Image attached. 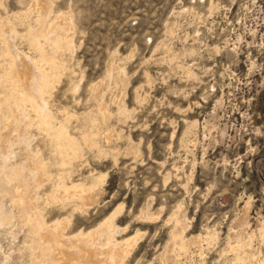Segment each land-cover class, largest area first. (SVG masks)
Listing matches in <instances>:
<instances>
[{
  "label": "rangeland",
  "instance_id": "374dc122",
  "mask_svg": "<svg viewBox=\"0 0 264 264\" xmlns=\"http://www.w3.org/2000/svg\"><path fill=\"white\" fill-rule=\"evenodd\" d=\"M2 144L0 264H264V0H0Z\"/></svg>",
  "mask_w": 264,
  "mask_h": 264
},
{
  "label": "bare ground",
  "instance_id": "6f19581e",
  "mask_svg": "<svg viewBox=\"0 0 264 264\" xmlns=\"http://www.w3.org/2000/svg\"><path fill=\"white\" fill-rule=\"evenodd\" d=\"M43 2L44 1H39V3H38V5H39V7L41 8V9H43L44 10V12H45V10H46V5H44L43 4ZM38 37V36H37ZM37 39V38H36ZM12 52V51H11ZM20 59V58H19ZM24 60V59H23ZM21 63V62H20ZM24 63V62H23ZM20 65V64H19ZM25 65V64H24ZM19 67H21V66H19ZM19 67H18V69H19ZM29 68H30V65H29ZM33 68V67H32ZM31 68V69H32ZM34 71V70H33ZM16 73H17V77H18V81H19V83L21 84V86L22 87H24L25 89H26V91L28 90L30 93H31V95H33L34 97H35V99L37 98V92H35V91H33V90H35V89H33L32 90V87H31V85H29L30 84V78H32V77H30V73L28 72V69L26 68V65L25 66H23V68H22V70L21 71H19V70H17L16 69ZM38 78H39V76H37ZM41 78V77H40ZM36 80H38V79H36ZM33 82V81H32ZM36 83H37V81H35ZM34 85V84H33ZM38 85V84H37ZM24 89V90H25ZM27 91V92H28ZM29 94V93H28ZM38 99V98H37ZM11 104V103H10ZM2 108V107H1ZM6 110V109H5ZM13 112V111H12ZM6 112H4V114H5ZM14 113V112H13ZM10 127V126H9ZM9 130H7L6 132H8ZM10 134V131L6 134V136H8ZM2 135V134H1ZM4 136V135H3ZM6 147L7 146H5L4 144H2L1 146H0V150L3 152V153H5L7 150H6ZM1 164V163H0ZM30 168V167H29ZM96 195V194H95ZM91 197V196H90ZM62 198V197H61ZM89 198V197H88ZM85 199V198H84ZM87 199V198H86ZM90 199V198H89ZM94 199H95V197H94ZM89 201V200H88ZM26 204H25V207H27V205H28V203H29V201L26 199ZM90 206V205H89ZM86 207V206H85ZM35 215V214H34ZM42 225V224H41ZM41 230V229H40ZM49 230L50 229H44L43 231H42V238H46V239H48V237H49ZM54 231V230H53ZM60 231V230H59ZM52 232V231H51ZM96 235V234H95ZM56 236V235H55ZM57 237H59L60 239L62 238V235H61V232H58L57 233ZM56 238V237H55ZM46 241V240H45ZM130 242H131V240H129ZM52 242V241H51ZM58 241H53L52 242V245L55 247V249H56V256L59 258V259H61L62 261H63V263H67V264H77V259H76V257H75V255H74V258H72L73 256H72V254H70V251L68 252L65 248H67L66 247V245H68V244H66L65 246L64 245H59L58 243H57ZM63 242V241H62ZM59 243H61L60 241H59ZM132 243V242H131ZM65 244V243H64ZM72 244H74V243H72ZM38 245V244H37ZM122 246H123V243L121 244ZM120 245V246H121ZM86 246V245H85ZM119 246V247H120ZM125 246H127V245H125ZM131 246V245H130ZM80 248V247H79ZM88 248V247H87ZM111 247H109V248H107V249H110ZM132 248V247H131ZM39 249V248H38ZM70 250V249H69ZM102 250V249H101ZM97 251L98 250H95V248H93V249H90V247H89V250L88 249H81L80 251H76V252H73V253H79V254H81V258L83 259V261H84V263L83 264H106V261L105 260H103V258L101 259L100 257H99V253H97ZM109 251V250H108ZM112 251H113V255L115 256H121V258H122V251L120 250V249H118V248H114L113 247V249H112ZM100 252V251H99ZM104 252V251H103ZM106 252H107V250H106ZM105 252V253H106ZM129 252V251H128ZM79 254H77V255H79ZM106 254H108V253H106ZM105 254V255H106ZM110 254V253H109ZM108 254V255H109ZM56 256H54V257H56ZM70 256H72V257H70ZM107 256V255H106ZM105 256V257H106ZM112 256V255H111ZM58 258H56V259H58ZM81 258H79V259H81ZM112 258H113V256H112ZM114 258H116V257H114ZM55 259V260H56ZM105 259V258H104ZM115 260V259H114ZM121 260V259H120ZM108 261V260H107ZM110 261H111V259H110ZM109 261V262H110ZM116 261V260H115ZM109 262H108V264H109ZM79 263V262H78ZM81 263H82V261H81Z\"/></svg>",
  "mask_w": 264,
  "mask_h": 264
}]
</instances>
